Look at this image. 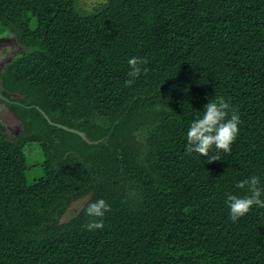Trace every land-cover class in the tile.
<instances>
[{
    "label": "trees",
    "instance_id": "16d2710c",
    "mask_svg": "<svg viewBox=\"0 0 264 264\" xmlns=\"http://www.w3.org/2000/svg\"><path fill=\"white\" fill-rule=\"evenodd\" d=\"M0 32L29 50L1 73L21 122L10 136L0 118V264H264V208L233 222L226 203L241 180L264 186V0H0ZM131 57L148 72L126 87ZM211 99L241 124L207 163L185 148Z\"/></svg>",
    "mask_w": 264,
    "mask_h": 264
},
{
    "label": "clouds",
    "instance_id": "9594fccd",
    "mask_svg": "<svg viewBox=\"0 0 264 264\" xmlns=\"http://www.w3.org/2000/svg\"><path fill=\"white\" fill-rule=\"evenodd\" d=\"M13 36L16 37L15 33ZM24 49V53H26ZM24 53L22 55H24ZM148 63L146 58L131 57L127 64L129 71L128 79L124 84L126 87H132L141 74H147L148 68L144 67ZM158 105L156 111L161 109ZM168 107V106H167ZM10 108V107H9ZM94 123L103 126L104 118H97ZM241 124L238 112L232 109L231 105L223 100L211 99L204 105L203 115L194 119L186 133V148L188 155L193 153L207 158V163L221 160L219 155L209 156L213 148L217 152L231 154L232 145L239 135ZM148 127H140L134 133L136 142L139 145H145L149 136ZM237 189L245 191L242 196L227 195V205L230 209V218L237 222L241 217L248 214L253 207L264 208V186L261 185L260 177L253 175L247 179L241 180L236 184ZM111 211L110 205L104 199H98L88 204L86 214L92 219L87 225L89 231L102 230L104 228V217Z\"/></svg>",
    "mask_w": 264,
    "mask_h": 264
},
{
    "label": "rangeland",
    "instance_id": "374dc122",
    "mask_svg": "<svg viewBox=\"0 0 264 264\" xmlns=\"http://www.w3.org/2000/svg\"><path fill=\"white\" fill-rule=\"evenodd\" d=\"M107 0H81L82 4L86 7H95L100 3ZM29 52V50L27 51ZM0 118L5 122V130L6 133L10 136H13L16 125L19 123V119L13 114L12 110L9 108L3 109L0 112ZM135 140V139H134ZM136 141V140H135ZM138 144V143H137ZM26 153L28 155V161L30 163V167L27 171L28 180L33 182L35 179L44 175V172L41 170L40 162L44 158L43 151L38 143L30 142L26 144ZM83 202H77L73 204L74 208H81Z\"/></svg>",
    "mask_w": 264,
    "mask_h": 264
},
{
    "label": "flooded vegetation",
    "instance_id": "af4514ba",
    "mask_svg": "<svg viewBox=\"0 0 264 264\" xmlns=\"http://www.w3.org/2000/svg\"><path fill=\"white\" fill-rule=\"evenodd\" d=\"M13 34V32H0V92L3 97L0 96V99H5L9 102H11L10 98L4 94V89H1V86H3L1 84V73L7 67L9 58L13 61L14 59H18L24 53L23 46L17 41V38L13 36Z\"/></svg>",
    "mask_w": 264,
    "mask_h": 264
},
{
    "label": "water",
    "instance_id": "95a60500",
    "mask_svg": "<svg viewBox=\"0 0 264 264\" xmlns=\"http://www.w3.org/2000/svg\"><path fill=\"white\" fill-rule=\"evenodd\" d=\"M0 96L2 97V94H1V92H0ZM3 98V97H2ZM3 108L4 109H9V107L8 106H5V105H1L0 104V111H2L3 110ZM13 112V111H12ZM13 114L15 115V113L13 112ZM16 116V115H15ZM17 118V117H16ZM18 119V118H17ZM4 121V120H3ZM20 120H19V123L18 124H20ZM59 126H61V127H63V128H65V129H67V130H70V131H74V132H76V133H78V134H80L82 137H84L85 139L87 138L86 137V133L85 132H83V131H80V130H78V129H75V128H70V127H67L66 125H63V124H58ZM19 131V129H15V132H18ZM102 140V139H101ZM95 142H99V141H95Z\"/></svg>",
    "mask_w": 264,
    "mask_h": 264
}]
</instances>
